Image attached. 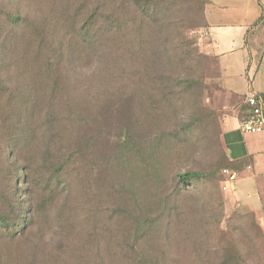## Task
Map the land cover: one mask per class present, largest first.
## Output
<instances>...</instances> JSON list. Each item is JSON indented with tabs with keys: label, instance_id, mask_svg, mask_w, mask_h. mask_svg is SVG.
Wrapping results in <instances>:
<instances>
[{
	"label": "rangeland",
	"instance_id": "rangeland-1",
	"mask_svg": "<svg viewBox=\"0 0 264 264\" xmlns=\"http://www.w3.org/2000/svg\"><path fill=\"white\" fill-rule=\"evenodd\" d=\"M142 1L106 0L107 13L127 25L120 35L125 51L104 43L87 61L72 63L54 95L43 94L31 113L21 103L8 109L0 98V139L3 119H13L14 129L20 118L23 132L32 116L31 140L23 143L18 134L16 143L35 161L28 182L19 163H0V187L17 192L25 206L49 205L29 223L37 235L29 249L35 247L40 264H264L255 218L232 208L218 181L227 164L223 118L242 105L221 87L217 65L201 50L204 3L145 0L144 19L134 9ZM101 2L0 0V25L8 13L33 28L43 25L54 32L49 46L66 56L73 29L66 16L76 14L82 24L89 14L99 16ZM4 34L0 78L15 94L21 79L4 44L14 47L16 40ZM111 95L132 98L130 116H101V102ZM51 143L48 164L65 162L70 174L65 167L59 182H79L70 193L59 187L51 195L46 187ZM185 173L201 177L187 187L177 179ZM9 251L17 255L14 246ZM1 252L7 255V248Z\"/></svg>",
	"mask_w": 264,
	"mask_h": 264
},
{
	"label": "trees",
	"instance_id": "trees-1",
	"mask_svg": "<svg viewBox=\"0 0 264 264\" xmlns=\"http://www.w3.org/2000/svg\"><path fill=\"white\" fill-rule=\"evenodd\" d=\"M55 1V0H54ZM202 1V0H201ZM106 0H102L100 5L99 16L95 14H89L87 18L79 24L75 21L77 18L76 14L71 16H66L65 21H70L72 29L71 43L66 48L67 54L64 56L60 48L56 49L54 45L49 46L53 41L54 32L48 31L47 27L43 25H38L39 27H31L29 23H25L20 17L15 13H8L3 22L0 25V34H4L7 39L8 36L12 35L16 44L14 47H10L4 44L5 49L9 50V54L13 58H16V63L14 64L15 71L19 72L18 78H20L19 88H17L16 93L8 88V84L0 78V98L6 99V108H12L13 104H22L27 108L25 113H31L35 108L40 106V101L42 100V95L51 93L54 95L56 88L58 87V82L61 81L63 75L66 74L62 71L66 69L72 63H82L89 59L92 51L96 52L103 47L104 43L110 44L115 50V44L118 45V49L125 51L127 46L124 40L121 39V31L127 27L125 23L111 13H107L108 5ZM157 0H151V4L155 5ZM204 3V2H203ZM145 7V0L135 4L134 9L136 13H140L144 19H148L150 10ZM154 9V8H153ZM62 19V18H60ZM139 22L142 18H139ZM9 28V29H8ZM8 29V30H7ZM141 33V30L138 29ZM96 35V38L93 39ZM50 41V42H49ZM140 42L138 39L135 40L133 47L139 48ZM9 47V48H8ZM65 65V66H64ZM191 83V82H190ZM189 83V84H190ZM43 89H46V91ZM127 99H122L111 95L110 97L104 96L101 106L100 114L101 116H130V108L132 103V98L128 95L125 96ZM52 101V98L50 99ZM49 101V102H50ZM128 103V105H127ZM32 109V111L30 110ZM47 112H52V105L47 110ZM27 117V116H25ZM31 117L25 118L24 125L26 130L20 131V126L22 127V121H17L16 127L13 129L14 120L10 118H5L2 120V130L3 136L0 139V143H7L9 146L5 149H0V163L7 165H15L19 163L22 169L18 171H24V179L28 182L30 175V169L34 168L35 161L30 162L24 157V151L17 147V135L23 134V143L26 140H31L29 133L32 131L31 127ZM46 124L43 123V126ZM47 126V125H46ZM46 131L48 128H45ZM27 138V139H26ZM123 142V140H121ZM53 144L45 150L46 155L44 161L47 165L46 169H51V175L49 178L45 179L46 187L50 188L51 195L54 194L59 187L65 192H72L76 189L79 184L78 181L71 178L73 181L68 182L67 180L59 182L60 172L65 170L67 173V164H52L49 165V160L52 158ZM57 153V151H56ZM227 164L223 165L220 169L219 182L223 181L225 178L222 174L224 170L234 171L237 168L238 163L229 162L226 160ZM33 164V165H32ZM59 171V174L55 172ZM48 171V170H46ZM49 172V171H48ZM26 174V175H25ZM69 174V173H68ZM70 176V174H69ZM15 177V176H14ZM201 175L196 173H185L177 177L178 182L181 185L189 186L194 179L200 178ZM16 185V181L12 182ZM75 187V188H73ZM4 188V189H3ZM0 187V264H40L37 259V250L33 246L29 249V246L35 241V236L33 230L30 228V218L31 215L40 216L49 205H45L44 202L40 203L39 206L32 207L31 205H26L22 197L17 196V192H8L5 187ZM30 191V190H29ZM30 194V192H27ZM26 193V194H27ZM25 195V194H23ZM50 197L47 201H50ZM53 198H51L52 201ZM258 231L260 228L257 226ZM14 246V250H17V255L13 256L12 251L9 248ZM7 248V255H3L1 250ZM16 258V259H15ZM15 259V260H13ZM220 264H229V262L223 261Z\"/></svg>",
	"mask_w": 264,
	"mask_h": 264
},
{
	"label": "crops",
	"instance_id": "crops-1",
	"mask_svg": "<svg viewBox=\"0 0 264 264\" xmlns=\"http://www.w3.org/2000/svg\"><path fill=\"white\" fill-rule=\"evenodd\" d=\"M202 1L207 37L201 50L217 65L221 87L241 105L248 92L264 95V0ZM238 114L222 123L223 149L238 163L224 193L232 208L255 218L264 237V131H240Z\"/></svg>",
	"mask_w": 264,
	"mask_h": 264
},
{
	"label": "built area",
	"instance_id": "built-area-1",
	"mask_svg": "<svg viewBox=\"0 0 264 264\" xmlns=\"http://www.w3.org/2000/svg\"><path fill=\"white\" fill-rule=\"evenodd\" d=\"M207 35V32L205 33ZM238 128L244 133H260L264 131V95L248 92L242 100L241 111L238 114ZM224 180L220 182L222 191L236 179V172L224 170Z\"/></svg>",
	"mask_w": 264,
	"mask_h": 264
}]
</instances>
